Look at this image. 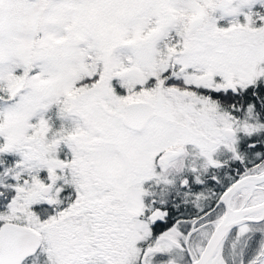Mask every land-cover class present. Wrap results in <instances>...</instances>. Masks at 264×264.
Here are the masks:
<instances>
[{
	"label": "snow or ice",
	"instance_id": "snow-or-ice-1",
	"mask_svg": "<svg viewBox=\"0 0 264 264\" xmlns=\"http://www.w3.org/2000/svg\"><path fill=\"white\" fill-rule=\"evenodd\" d=\"M0 264H264V0H0Z\"/></svg>",
	"mask_w": 264,
	"mask_h": 264
}]
</instances>
